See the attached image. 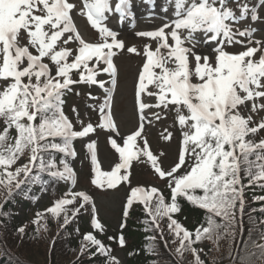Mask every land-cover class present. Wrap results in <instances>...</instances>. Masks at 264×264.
<instances>
[{
	"label": "snow or ice",
	"instance_id": "1",
	"mask_svg": "<svg viewBox=\"0 0 264 264\" xmlns=\"http://www.w3.org/2000/svg\"><path fill=\"white\" fill-rule=\"evenodd\" d=\"M232 3L234 8L228 0H165L163 11L170 6L173 18L164 17L165 22L155 30L135 33L156 45L153 49L151 43L145 44L141 53L135 46L126 47L117 38L119 33L106 24L110 16L118 14L120 23L132 17L131 27H135L130 0H117L114 7L111 0H81L79 8L71 0H0V186L6 190V199L13 189L40 181L42 173L74 185L76 173L67 159L77 156L73 141L89 137L97 128L119 135L111 114V89L106 84L116 85L114 57L127 51L144 58L134 93L138 127L120 137L122 143L108 137L118 154L111 171L101 170L96 141L85 145L94 173L91 184L98 189L130 184L133 162L148 163L168 196L157 186L132 187L121 230L129 209L139 202L150 218L143 221L145 231L158 232L166 249L178 239L175 254L181 260L185 252H191V264H205L201 259L204 249L193 245L209 240L218 250L219 241H234L241 223L238 217L244 215L245 189L252 185L264 189V137L256 139L264 131V117L259 121L254 118L264 112V40L254 39L259 29L251 24L239 27L249 17L251 22L264 23L258 11L264 8V0L251 5L248 0ZM74 14L85 17L98 33L96 42L81 36ZM235 46L244 50H227ZM102 74L110 81L98 79ZM74 86H98L105 91L98 106L87 105L99 112L96 126L85 124L75 107L72 111L80 130H75L65 115L63 96ZM145 97L154 103L146 102ZM87 98L98 99L91 92ZM146 111H151V118ZM169 117L179 132V149L173 165L165 169L162 158L167 153L154 154L144 131L154 120ZM165 132L161 138L171 142L174 133ZM25 154L26 162L13 170ZM57 154H61L59 163ZM181 198L205 211L207 226L190 231L174 218L181 211ZM255 199L264 201V196ZM89 205L91 227L102 234L104 225L84 191L65 193L46 212L54 218L63 216V227ZM260 211L264 212V207ZM37 217L34 223L39 224L42 214ZM165 220L171 241L165 239L161 227ZM249 223L252 227L243 249L236 255L229 249L232 264H264V243L258 242L264 241V227L260 226L264 220L258 225L249 215ZM40 227L47 230L46 225ZM17 231L24 234V228ZM108 239L121 247L126 244L122 231ZM147 239L154 242L156 236ZM154 248V243L148 245L149 252ZM79 253L89 258L103 256L105 264H119L111 248L92 233L83 235Z\"/></svg>",
	"mask_w": 264,
	"mask_h": 264
},
{
	"label": "rangeland",
	"instance_id": "2",
	"mask_svg": "<svg viewBox=\"0 0 264 264\" xmlns=\"http://www.w3.org/2000/svg\"><path fill=\"white\" fill-rule=\"evenodd\" d=\"M73 3L77 5L79 8V4L77 0H71ZM134 5L139 4L140 0H132ZM256 3V0H253ZM166 6L165 0H156L155 5L147 6L145 11L152 10V12H148L149 15H154V21L147 20L144 18L145 11L141 10V7L137 9V14L140 19L137 18V23L135 28L132 29H120L116 32L119 33L118 39L124 41L126 47L135 46L138 51L142 53L143 47L147 43H151L146 38H140L135 35L137 31H145L148 28L160 27L164 22V17L168 19H172V11L173 9L169 6L167 12L163 11L164 7ZM235 7V6H234ZM233 7V8H234ZM259 12L262 16H264V8L259 9ZM74 22L82 34L83 38L88 42H96L98 33L93 30L85 17L77 16L74 14ZM115 20L113 16L109 17V20L106 21L107 26L112 30H117V27L114 25ZM251 24L252 27L258 28L256 36L254 39H262L264 40V24H256L253 25L250 22H245L244 26ZM155 43V42H154ZM255 46V45H254ZM70 47H75L70 45ZM201 51H206V49L202 48ZM116 63L119 68V81L116 88V92L113 98V113H114V120L115 124L118 128V136H115L114 133H111L107 130H101L97 128V131L93 134H90L83 142L79 141L76 149L78 152L77 160L69 161L71 166L77 168V172H79L78 183L76 191H84L86 192L93 200V204L95 206V215L97 219L104 225V232L101 234L98 230H95L91 227V219H92V212H91V205H89L84 211L80 212L78 216L82 220H86L88 226L90 227V233L96 235L98 239L108 237V234H118L121 231L120 225L125 222V218L123 216L126 199L130 195V190L132 187L137 186H157L161 189L164 188V185L154 176L153 169L151 165L148 163H140V162H133V165L130 169V184L129 182H122L116 189H98L94 185L91 184V179L94 177V173L91 172V164L89 162V156L87 154L85 145L88 142L96 141L97 143V156L100 162L101 170L102 171H111V168L114 166L116 162H118V154L111 148L110 144L108 143V137L114 136L117 139L118 143H122L120 137H126L127 135L131 134L135 131L138 127V116L134 110V102H133V87L136 78L138 77V72L143 64V56L130 54L127 51L118 52L116 55ZM107 74H102L98 77V79L103 80ZM91 92V94H95L89 89H80V95H76L75 98L72 96L70 100L67 101V110L68 115L72 116V122L75 126V130H80V124L76 120V116L74 115L72 109L75 107L79 114L80 118L84 121V123L91 122L94 126L99 123V112L93 111L91 108L87 107V105H99L102 102L101 97L99 96L97 100H90L87 98V93ZM92 95V96H93ZM145 100L149 101L147 97ZM155 111V110H152ZM148 118H151V111L145 114ZM260 117H264V112L259 113L258 116L254 118L259 121ZM173 120L171 117L161 120L159 122L153 121L151 125H146L144 135L147 137L148 143L151 146V150L154 154L159 155L160 151H164L167 153L166 157L162 158V166L167 169L176 160L177 152L179 149V132L172 127ZM165 130L174 133V138L171 142H165L161 137L162 134H166ZM262 137H264V131L259 133ZM263 134V135H262ZM261 137V138H262ZM142 143V141H139ZM85 152V155H84ZM27 154L18 161L17 165L13 167H18L20 164L26 162ZM13 168V170H14ZM248 190V189H247ZM62 196L55 195L54 199L43 196L41 198L42 203L48 204L47 207L50 208L56 200H59ZM3 201V197L0 194V204ZM41 203V204H42ZM39 204V206L41 205ZM21 206V203L20 205ZM38 206V205H37ZM47 208V209H48ZM136 208V207H135ZM130 210V209H129ZM34 214L28 212L26 215L20 214V212L16 211V219L13 223V229L16 231L17 227L22 226L25 228L28 234H26L27 238H31L36 236L30 232L31 230L40 228V231L44 228L40 227L41 225H46V222L39 221V224L34 223L37 218H31V216H36L41 211H37L35 208ZM43 215V214H42ZM26 216V218H25ZM33 216V217H34ZM80 226L79 222L77 223ZM82 232L80 234L74 235L75 237L72 239L73 242H78L82 238ZM172 237L169 235H165V239L170 241ZM172 245H179V240L177 239L175 243ZM42 247L27 248L21 257L34 261L36 263H40L38 260L43 258L42 255ZM111 255L116 257L119 261V264H125V257L124 251L122 249H117L116 251L111 250ZM190 260H193L194 257L192 254L189 256Z\"/></svg>",
	"mask_w": 264,
	"mask_h": 264
},
{
	"label": "trees",
	"instance_id": "3",
	"mask_svg": "<svg viewBox=\"0 0 264 264\" xmlns=\"http://www.w3.org/2000/svg\"><path fill=\"white\" fill-rule=\"evenodd\" d=\"M246 181V180H245ZM245 208L244 215L238 217L241 223H238L237 233L234 241H230L228 238L219 241V248L216 249V246L209 240H203L198 243L200 246L202 244L207 245V248L203 252V260L205 264H232V260L228 258L229 249L231 247L232 254L236 255L240 249H243L244 243L248 240V230L252 227L249 223V215H251L260 225V221L264 220V212H261L260 209L264 207L260 206L259 203H256V199L252 196V192L245 189ZM16 197V195H14ZM181 211L175 214L178 221L194 231L197 226L203 225L207 226L206 221L204 220L205 211L190 205L186 200L180 199ZM9 207V204H7ZM255 209V211H253ZM8 213V212H6ZM5 213V214H6ZM145 216L141 211L135 210L131 214L125 231L123 233L126 244L124 248V254L126 255L125 264H191L189 256L191 252H185L184 258L181 260L175 254V246L172 243L168 244L166 249L164 243L160 240L159 236L155 231H145L143 225V219ZM3 221L0 224V249L1 255L3 258L10 257L15 258L11 263H0V264H105V257H94L89 258V256H79L78 244L73 242L72 239L68 237L67 232H63L59 238H57L53 245L50 247V241L54 236L56 224L52 219L46 218V228L37 232V230L32 232L36 236L27 238V236L22 237L19 240L18 237L14 236L15 230L13 229V223L10 219L2 218ZM219 222V218H216ZM242 224V226H241ZM264 227V225H260ZM149 235H155L156 240L150 242L147 237ZM254 238L256 237L255 232L253 233ZM262 242L263 241H259ZM150 243L155 244L153 252L148 251V245ZM107 245L111 248L112 251L117 250V245L115 241L107 242ZM42 247L43 258L38 260L40 263H36L31 260H27L21 255L23 252L29 248ZM5 252V253H4ZM78 258V259H77Z\"/></svg>",
	"mask_w": 264,
	"mask_h": 264
}]
</instances>
